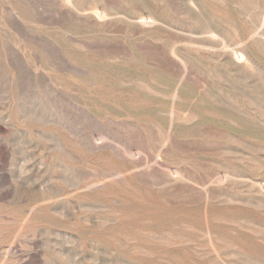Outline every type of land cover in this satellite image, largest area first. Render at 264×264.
<instances>
[{
  "label": "rangeland",
  "instance_id": "1",
  "mask_svg": "<svg viewBox=\"0 0 264 264\" xmlns=\"http://www.w3.org/2000/svg\"><path fill=\"white\" fill-rule=\"evenodd\" d=\"M0 264H264V0H0Z\"/></svg>",
  "mask_w": 264,
  "mask_h": 264
}]
</instances>
